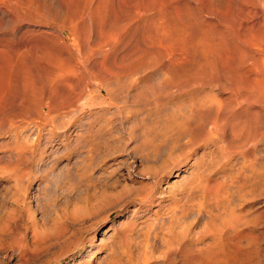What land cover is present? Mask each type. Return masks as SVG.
Masks as SVG:
<instances>
[{"label": "rangeland", "instance_id": "rangeland-1", "mask_svg": "<svg viewBox=\"0 0 264 264\" xmlns=\"http://www.w3.org/2000/svg\"><path fill=\"white\" fill-rule=\"evenodd\" d=\"M251 1L0 0V264H264Z\"/></svg>", "mask_w": 264, "mask_h": 264}, {"label": "bare ground", "instance_id": "bare-ground-1", "mask_svg": "<svg viewBox=\"0 0 264 264\" xmlns=\"http://www.w3.org/2000/svg\"><path fill=\"white\" fill-rule=\"evenodd\" d=\"M250 1H251V0H250ZM258 1H260V0H258ZM251 2H253V1H251ZM261 5H262V4H261ZM259 7H260V6H259ZM256 11H257V10H256ZM254 14H255V13H254ZM254 16H255V15H254ZM250 17H251V16H250ZM248 18H249V17H248ZM230 37H231V36H230ZM172 39H173V38H172ZM253 52H255V51H253ZM249 53H252V50H251V51L249 50ZM257 53H258V52H257ZM174 55H176V54H174ZM174 55H173L172 57H175ZM250 55H251V54H250ZM254 55H255V54H254ZM254 55H253V57H254ZM251 56H252V55H251ZM172 57H171V58H172ZM176 57H177V55H176ZM177 58H178V57H177ZM177 58H176V59H177ZM251 58H252V57H251ZM174 59H175V58H173V60H174ZM176 59H175V60H176ZM180 59H181V58H180ZM263 59H264V58H263ZM173 62H175V61H173ZM176 62H177V61H176ZM179 62L181 63V61H178L177 63H179ZM164 63H165V62H164ZM166 63H167V62H166ZM177 63H176V64H177ZM180 63H179V65H180ZM261 63H262V62H261ZM179 65H178V66H179ZM181 65H182V64H181ZM181 65L179 66V69H180V67H182ZM178 66L176 65L177 68H178ZM172 67H173V63H171V62L168 61V63H167V68L170 69L169 72L171 73V72L173 71V72H175V74L177 75V72H179V71H177L176 68H175L176 71L173 70ZM173 68H174V67H173ZM164 69H165V68H164ZM171 69H172V70H171ZM179 69H178V70H179ZM183 69H184V68H183ZM180 70H181V69H180ZM181 71H182V70H181ZM173 72H172L171 74H173ZM181 73H182V72H181ZM171 74H170V75H171ZM178 75H179V74H178ZM180 75H182V74H180ZM171 76H173V75H171ZM254 77H256V76H254ZM173 78H174V76H173ZM178 78H179V77H178ZM252 78H253V77H252ZM174 79H177V78L175 77ZM174 79H173V80H174ZM179 79H180V78H179ZM250 79H251V78H250ZM253 79H255V78H253ZM251 80H252V79H251ZM177 81H178V80H177ZM177 81H176V82H177ZM236 81H239V80L236 79ZM254 81H255V80H254ZM247 82H248V81H247ZM251 82H252V81H251ZM257 82H258V81H257ZM241 83H243V80H242ZM249 83H250V81H249ZM251 84H252V83H251ZM174 85L177 86L178 84H174ZM247 85H249V84H247ZM178 86H179V85H178ZM170 87H171V86H170ZM172 87H173V86H172ZM247 87H248V86H247ZM176 89H179V90H180V88H176ZM177 91H178V90H177ZM193 92H194V91H193ZM170 93H171V92H170ZM207 95H208V94H207ZM241 96H243V94H241ZM172 97H173V96H172ZM209 97H210V96H209ZM215 97H216V96H215ZM207 98H208V97H207ZM211 98H212V97H211ZM211 98H210V100H211ZM208 99H209V98H208ZM208 99H207V100H208ZM262 99H263V98H261L260 100H262ZM191 100H192V99H191ZM257 100H258V99H257ZM203 101H204V100H203ZM208 101H209V100H208ZM205 102H206V99H205ZM210 102H211V101H210ZM223 102H224V101H223ZM223 102L218 101V100H216V101H215V100H212L211 103H208V106H210V108H213V109L215 108L216 112L218 113V115H219L220 118H221V122H222V123H221V126L218 128V131L220 132V135H222L220 140H224V139H223V134L225 133V131H228L229 136H231V137H230V139H231L230 142H233V141L235 140V137H236V134H235L236 130L239 131V132H242V131L245 129L246 124H247V123H250V120H252L253 122H256L257 124H260V125L262 126V123H263V122H261V120H259V113L262 112V111H260V112H259V111H253V112H252L251 110H249L251 113L249 112L250 114H248V112H247V114H246L247 109H246V111H244V110H245V109H244V110L241 111V112L238 111V113H243L242 115H240V116L237 117L238 114H237V115L235 114L236 117H234V115H232V116H233V117H232V116L230 115V114H232V113H230V109H228V105H226V104L223 103ZM193 103H194V102H193ZM193 103H192V104H193ZM203 103H204V102H203ZM195 104H196V101H195ZM227 104H231V103L228 101ZM250 104H251V103H250ZM199 105H200V104H199ZM202 105H203V104H202ZM251 105H252V104H251ZM257 105H258V104H257ZM261 105H262V104H261ZM197 106H198V105H197ZM230 106H231V108H234V107L232 106V104H231ZM242 106H243V108H244V105H242ZM247 106H248V102H247ZM247 106H246L245 108H247ZM252 106H253V105H252ZM176 107H178V104H177ZM186 107H187V106H186ZM194 107H195V108L191 107V110H192V108H193L194 110H195L196 108L198 109V107H196V106H194ZM200 107H201V105H200ZM262 107H263V106H262ZM188 108H189V107H188ZM210 108H209V109H210ZM249 108H250V107H249ZM252 108H253V107H252ZM252 108H251V109H252ZM260 108H261V107H260ZM185 109H186V108H185ZM197 109H196V110H197ZM239 109H240V108H239ZM241 109H242V108H241ZM241 109H240V110H241ZM253 109H254V108H253ZM255 109H256V108H255ZM261 109H264V108H261ZM261 109H260V110H261ZM179 110H180V109H179ZM183 110H184V109H183ZM187 110H188V109H187ZM257 110H258V108H257ZM172 111H175V110H172ZM188 111H189V110H188ZM198 111H199V109H198ZM198 111H197V113H198ZM200 111H201V110H200ZM180 112H182V111H180ZM184 112H185V110H184ZM236 112H237V111H236ZM178 113H179V112H178ZM182 113H183V112H182ZM182 113H181L180 115H182ZM186 113H187L186 115L189 114V112H186ZM192 113H193V112H192ZM194 113H195V111H194ZM197 113H195L194 115L196 116ZM229 113H230V114H229ZM234 113H235V111H234ZM234 113H233V114H234ZM244 113H245V114H244ZM171 114H173V113H171ZM260 114H261V113H260ZM173 115H174V114H173ZM173 115H172V116H173ZM189 115H191V112H190ZM189 115H188V117H189ZM192 115H193V114H192ZM172 116H171V117H172ZM183 116L185 117V114H183ZM229 116H231L232 118H234L233 120H230L231 122L228 121V117H229ZM190 117H191V116H190ZM190 117H189L188 120H190ZM193 117H194V116H193ZM193 117H192V118H193ZM173 118H174V116H173ZM173 118H172V119H173ZM177 118H178V117H177ZM229 118H230V117H229ZM242 118H244V119H242ZM260 118H262V115H260ZM186 119H187V117H186ZM174 120H176V119L174 118ZM218 120H219V119H218ZM235 120H236V121H235ZM262 120H264V117H263ZM180 121H184V120H183V119H180ZM190 121H191V120H190ZM252 121H251V122H252ZM172 122H173V121H172ZM175 122H177V120L173 122V125H176V124H177V123L174 124ZM187 122H188V121H187ZM187 122H186V123H187ZM178 123H179V119H178ZM181 123H182V122H181ZM183 125H184V124H182V127H183ZM249 125H250V124H249ZM179 126H181V125H179ZM249 127H250V126H249ZM258 127H259V126H258ZM262 127H263V126H262ZM253 128H255V131H257V128L255 127V125H254ZM179 129H180V128H179ZM184 129H185V128H184ZM248 130H249V129H248ZM263 131H264V130H263ZM263 131H262V132H263ZM247 132H248V131H247ZM262 132H261V133H262ZM248 133H249V132H248ZM254 133H257V132H254ZM258 133H259V132H258ZM261 133H260V134H261ZM250 134H251V133H250ZM262 134H264V133H262ZM240 135H241V134H240ZM242 135H243V134H242ZM242 135H241V136H242ZM247 135H248V134H247ZM257 135H258V134H257ZM241 136H240V137H241ZM262 136H263V135H262ZM226 137H227V136H226ZM238 138H239V137H238ZM251 138H252V139H250L251 141H253V140L256 141V140H255V139H256V135H255V134L252 133ZM209 140H211V139L209 138ZM214 140H216V139H214ZM247 141H248V139H247ZM257 141H258V140H257ZM235 142H236V141H235ZM262 142H263V141H262ZM254 143H255V145L257 146V143H256V142H254ZM224 145H225V144H224ZM224 145H223V146H224ZM230 145H231V143H230ZM230 145H229V146H230ZM223 146H222V147H223ZM225 146H226V145H225ZM225 146L223 147L224 150L226 149ZM230 147H231V146H230ZM244 147H245V146H244ZM252 147L254 148V146H252ZM246 148H247V147H246ZM256 148H257V147H256ZM228 149H229V148H228ZM248 149H249V148H248ZM248 149H245V150L247 151ZM254 149H255V148H254ZM254 149H252V150H254ZM226 150H227V149H226ZM249 150L251 151V149H249ZM228 151H230V150H228ZM231 153H232V152H231ZM247 153H249V152L247 151L246 154H247ZM254 153H255V152H254ZM260 153H261V152H260ZM229 154H230V153H228V155H229ZM244 154H245V153H244ZM244 154H243V155H244ZM252 155H254V154L252 153ZM250 157H251V156H250ZM252 157H254V156H252ZM257 157H258V156H257ZM263 158H264V157H263ZM243 159H244V158H243ZM253 160H254V159H253ZM253 160H252V159L249 160V162L251 161V162H250V166H252L251 164H252V161H253ZM262 160H263V159H262ZM246 161H247V159H246ZM255 161H256V160H255ZM260 161H261V159H260ZM260 161H258V162H260ZM253 162H254V161H253ZM255 164H256V163L253 164V168H254V165H255ZM257 164H258V163H257ZM250 168H252V167H250ZM253 168H252V169H253ZM235 173H236V172H235ZM242 174H243V173H242ZM249 174H250V173H249ZM176 176H178V174H177ZM239 176H240V175H239ZM185 177L188 178L187 176H185ZM185 177H184V178H185ZM189 177H190V175H189ZM193 178H194V177H193ZM182 180H183V179H182ZM188 180L190 181V183L192 182V178H191V179H188ZM193 180H194V179H193ZM216 180H217V179H216ZM194 181H195V180H194ZM214 181H215V180H214ZM219 181H220V180H219ZM210 182H211V180H210ZM210 182H208V181H203V180L201 181V180H200V182H198L197 184H195L194 187L198 185L199 188L202 189V191H203V193L205 194L206 198H207V197H208L209 199H212V198H213L214 203H215V202H217V199H218V198H217V192H216L215 190H213V187H214V186H213ZM245 182H246V181H245ZM245 182H244V183H245ZM188 183H189V182H188ZM215 183H216V182H215ZM218 192H219V190H218ZM203 193H202V194H203ZM204 194H203L202 196H204ZM211 196H212V197H211ZM212 205H213V204H212ZM213 207H214V206H213ZM218 207H219V206H218ZM222 212H223V211H222ZM222 212H221V214H219V215L224 216V215L222 214ZM223 213H224V212H223ZM217 215H218V214H217ZM226 215H227V214H226ZM222 216H219V218L221 217V219H222ZM209 217H210V216H209ZM212 218H213V217H212ZM221 219H220V220H221ZM228 219H229V217H228ZM228 219H227V220H228ZM214 220H215V219H214ZM220 220H216V222H217V221H220ZM211 222H213V220H212ZM218 223H219V222H218ZM222 226H223V225H222ZM228 228H230V226H229ZM228 228H227V229H228ZM222 230H223V229H222Z\"/></svg>", "mask_w": 264, "mask_h": 264}]
</instances>
